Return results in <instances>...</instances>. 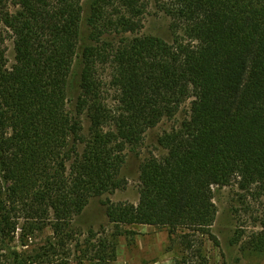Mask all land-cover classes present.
<instances>
[{"label":"trees","instance_id":"obj_1","mask_svg":"<svg viewBox=\"0 0 264 264\" xmlns=\"http://www.w3.org/2000/svg\"><path fill=\"white\" fill-rule=\"evenodd\" d=\"M85 1L0 0L7 264H70L72 253L109 264L117 238L139 225L168 231L175 264H209L214 192L226 187L237 196L231 244L264 257V0H153L170 42L141 33L150 0H94L87 13ZM163 121L175 125L157 137L162 154L139 165L138 203L107 204L111 234L89 229L80 241L75 219L125 186L127 157ZM45 227L39 252L9 247Z\"/></svg>","mask_w":264,"mask_h":264},{"label":"rangeland","instance_id":"obj_2","mask_svg":"<svg viewBox=\"0 0 264 264\" xmlns=\"http://www.w3.org/2000/svg\"><path fill=\"white\" fill-rule=\"evenodd\" d=\"M93 1H85V13L89 11V6ZM142 23V34L157 36L169 42L172 40L169 19L158 9L153 0L149 1ZM3 50L6 65L9 68L14 63L11 39L8 38L5 41ZM174 125V121H163L156 128L146 133L138 154H130L127 157L126 164L122 169V177L126 181L123 188L90 200L83 213L74 222V227L81 232L80 241L86 237L89 229L97 233L104 231L107 235L111 234L113 227L106 216L107 204L138 203L139 165L151 154H162L156 143L157 137ZM236 201L237 196L234 188L226 187L215 190L214 203L217 213L212 233L216 242L209 240L207 237L204 238V255L209 264H264L263 256L249 251L243 252L239 246L231 244L235 229L231 211L236 206ZM20 225H22V222H20ZM125 230L131 231V233H122L117 238L115 258L109 264H175V261L181 258V250L177 241L170 239L166 229L139 225L126 227ZM50 235V230L47 227L41 232L33 234L31 240H26V242H22L16 235L14 241L9 243V247L13 251L22 253L39 252L40 248L46 245ZM7 255L8 252L6 250L0 251V264H7ZM69 259L71 261L70 264H76L77 260L74 259L73 253ZM44 264L47 263L45 262Z\"/></svg>","mask_w":264,"mask_h":264}]
</instances>
